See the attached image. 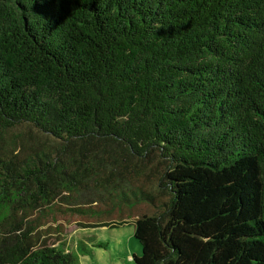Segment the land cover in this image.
Returning <instances> with one entry per match:
<instances>
[{
    "label": "trees",
    "instance_id": "trees-1",
    "mask_svg": "<svg viewBox=\"0 0 264 264\" xmlns=\"http://www.w3.org/2000/svg\"><path fill=\"white\" fill-rule=\"evenodd\" d=\"M128 208L136 264H264V0H0V264Z\"/></svg>",
    "mask_w": 264,
    "mask_h": 264
},
{
    "label": "rangeland",
    "instance_id": "rangeland-1",
    "mask_svg": "<svg viewBox=\"0 0 264 264\" xmlns=\"http://www.w3.org/2000/svg\"><path fill=\"white\" fill-rule=\"evenodd\" d=\"M140 209V212L149 210L146 207ZM75 215L63 212L47 219L40 231V241L50 248L64 245L65 250L84 254L79 255L81 264H136L133 257L140 256L142 248L134 237L135 215L129 212V208L125 213L118 211L97 221L92 217L80 219ZM92 223H107L109 226L82 228ZM99 243L105 244V247H98ZM84 249L89 251L88 254L84 253Z\"/></svg>",
    "mask_w": 264,
    "mask_h": 264
}]
</instances>
